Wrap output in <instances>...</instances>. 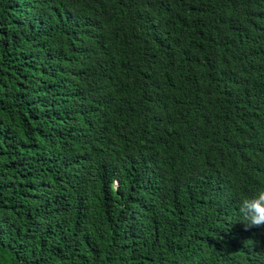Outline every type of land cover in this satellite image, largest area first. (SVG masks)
Here are the masks:
<instances>
[{
	"label": "trees",
	"instance_id": "obj_1",
	"mask_svg": "<svg viewBox=\"0 0 264 264\" xmlns=\"http://www.w3.org/2000/svg\"><path fill=\"white\" fill-rule=\"evenodd\" d=\"M264 0H0V264H264Z\"/></svg>",
	"mask_w": 264,
	"mask_h": 264
},
{
	"label": "clouds",
	"instance_id": "obj_2",
	"mask_svg": "<svg viewBox=\"0 0 264 264\" xmlns=\"http://www.w3.org/2000/svg\"><path fill=\"white\" fill-rule=\"evenodd\" d=\"M237 210L246 230L264 226V188L258 189L251 196L241 198Z\"/></svg>",
	"mask_w": 264,
	"mask_h": 264
}]
</instances>
